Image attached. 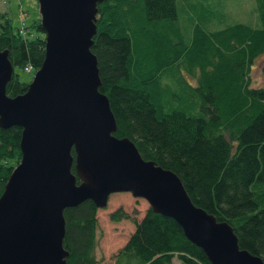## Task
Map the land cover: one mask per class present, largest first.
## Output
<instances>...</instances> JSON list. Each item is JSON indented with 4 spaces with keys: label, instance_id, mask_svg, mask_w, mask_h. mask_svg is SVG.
I'll use <instances>...</instances> for the list:
<instances>
[{
    "label": "trees",
    "instance_id": "obj_1",
    "mask_svg": "<svg viewBox=\"0 0 264 264\" xmlns=\"http://www.w3.org/2000/svg\"><path fill=\"white\" fill-rule=\"evenodd\" d=\"M254 1L257 26L233 22L204 30L193 22L186 38L176 0H100L89 48L113 133L175 172L191 201L225 220L239 247L264 261V85L249 84L251 62L264 51V0ZM0 49L12 64L5 92L20 93L29 79L14 68H36L43 57L38 15L13 27L0 13ZM180 73L193 113L175 105L169 88L168 78L179 80ZM19 137V125L0 126V192L20 157ZM95 209L89 198L62 209L65 264H95ZM108 218L133 222L112 264H172L174 256L177 264H210L171 217L149 206L139 219L121 207Z\"/></svg>",
    "mask_w": 264,
    "mask_h": 264
},
{
    "label": "water",
    "instance_id": "obj_2",
    "mask_svg": "<svg viewBox=\"0 0 264 264\" xmlns=\"http://www.w3.org/2000/svg\"><path fill=\"white\" fill-rule=\"evenodd\" d=\"M99 1L36 0L43 57L20 93L5 92L12 64L0 49V126H20V157L0 192V264H65L62 209L85 198L104 206L118 190L171 217L210 264H264L225 220L191 201L175 172L113 133L89 48Z\"/></svg>",
    "mask_w": 264,
    "mask_h": 264
},
{
    "label": "rangeland",
    "instance_id": "obj_3",
    "mask_svg": "<svg viewBox=\"0 0 264 264\" xmlns=\"http://www.w3.org/2000/svg\"><path fill=\"white\" fill-rule=\"evenodd\" d=\"M176 8L178 23L186 38L189 37L193 22L198 23L204 30L221 28L233 22L258 25L254 0H176ZM0 13H5L13 27H20L21 24L29 23L38 15L37 3L36 0H0ZM33 69L26 72L19 67L14 68L19 78L23 80L30 78ZM180 77L178 80L171 76L168 78L170 81L168 79L165 81H168L169 88L177 94L178 101L175 105L193 113L196 106L193 104L189 108V95L187 92L183 95V88H186L183 82L186 79L182 73ZM176 80L178 81L174 82ZM188 80L193 82L192 79L188 78ZM249 84L264 85V51L251 62ZM117 207H121L130 217L139 219L148 207V203L144 198L134 196L129 191L118 190L108 194L104 206L96 207V228L94 244L91 248L95 264H112L113 255L133 229V222L129 218L118 220L108 218V213ZM171 263H178L175 256Z\"/></svg>",
    "mask_w": 264,
    "mask_h": 264
},
{
    "label": "built area",
    "instance_id": "obj_4",
    "mask_svg": "<svg viewBox=\"0 0 264 264\" xmlns=\"http://www.w3.org/2000/svg\"><path fill=\"white\" fill-rule=\"evenodd\" d=\"M29 67L28 66H25V69H28Z\"/></svg>",
    "mask_w": 264,
    "mask_h": 264
}]
</instances>
